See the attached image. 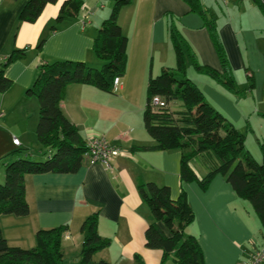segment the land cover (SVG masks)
I'll return each mask as SVG.
<instances>
[{"label": "crops", "instance_id": "1", "mask_svg": "<svg viewBox=\"0 0 264 264\" xmlns=\"http://www.w3.org/2000/svg\"><path fill=\"white\" fill-rule=\"evenodd\" d=\"M28 1L0 0V66L12 52L24 53V57L5 69V76L13 85L0 94V184L5 181V163L18 158L41 161L46 154H51L41 147L35 134L38 101L25 93L36 78L38 66L67 60L101 68L103 62L93 52L94 38L116 0H82L79 18L59 25L55 19L60 2L50 4L36 22H23L17 28L19 13ZM228 2L235 4L238 0L223 2L229 7L227 14L222 17L213 13L212 21L221 19L217 25L214 21V25L218 27L235 82L240 83L236 88L242 93L227 91L218 83V91L209 89L211 98L218 111L224 116L230 114L235 124L241 122L251 129L248 116H257L256 123L263 130L264 27H251L247 21H239L240 14L232 12ZM258 11L263 16L258 12L257 16L264 19V14L260 9ZM166 13L175 18L180 33L198 61L222 72L203 19L191 12L184 1L132 0L118 16V24L128 40L126 72L120 77L118 89L106 93L89 85L73 84L67 87L61 103L63 114L79 129L85 141L102 136L125 155L115 157L108 169L84 160L74 174L26 175L28 215L0 217L2 234L10 246L32 248L37 231L66 226L67 238L62 239L63 262L66 254L71 262L69 252L77 244L81 248L82 223L99 211L98 234L109 239L110 245L95 254V261L138 264L140 260L143 264H174L172 259L162 263V252L145 246V230L152 222V216L138 194V181L169 187L174 200L183 188L194 213V222L185 232L197 240L205 264H236L247 257L253 243L257 246L263 243L264 231L250 204L236 195L223 176L216 175L208 189L202 191L196 183H181L180 151L133 150L134 146L154 144L144 129L142 118L148 77L158 75L162 69L175 68ZM85 17L87 24L82 28L80 22ZM40 41L43 45L38 51L36 47ZM248 75L252 77V88ZM240 98L245 101L243 106ZM14 138L18 139L19 145L13 144ZM191 166L198 177L208 171L200 158L192 160ZM78 260L74 262L78 263Z\"/></svg>", "mask_w": 264, "mask_h": 264}, {"label": "trees", "instance_id": "2", "mask_svg": "<svg viewBox=\"0 0 264 264\" xmlns=\"http://www.w3.org/2000/svg\"><path fill=\"white\" fill-rule=\"evenodd\" d=\"M190 11L200 15L206 25L217 53L222 72L202 65L188 41L180 33L175 18L164 14L168 37L175 56L174 69H162L157 76H149L145 91L143 126L153 139L150 146H134L133 150L180 151L179 177L181 183H196L206 191L216 175L230 184L236 195L247 201L264 231V144L261 145V163L256 162L244 148L245 136L237 131L204 98L200 89L186 78V61L196 72L203 73L220 83L227 91L238 92L233 73L219 37L218 29L208 19L200 0H182ZM264 13L258 0H252ZM60 2L57 25L78 19L83 7L82 0H29L17 19L18 25L34 23L47 5ZM132 0H116L109 16L101 23L94 38L93 52L102 62L100 69L90 68L80 61H54L38 66L36 78L26 95L38 101V122L35 130L38 143L51 154L41 161L18 158L5 163V181L0 184V217H25L29 213L26 201L25 176L40 174H74L83 165L87 151L86 141L79 129L72 124L61 109L69 85L82 84L102 92L111 93L115 77H123L127 65L128 40L118 24L120 11ZM56 30V27H53ZM52 30V31H53ZM43 41L36 49L41 50ZM23 51H14L0 66V94L11 89L13 83L5 76V69ZM248 71L247 69L245 70ZM178 75L182 79H178ZM250 88L252 77L248 75ZM160 98L163 108H153L151 101ZM176 101L179 109L170 111L169 105ZM200 158L208 171L198 177L191 166ZM141 200L148 208L152 222L145 230V246L162 252L161 262L172 259L174 264H205L203 254L195 237L185 230L194 222V213L188 204L187 194L180 188L174 200L170 188L152 182L136 184ZM99 211L89 215L81 225L84 234L78 264H108L95 261L94 256L110 245V240L98 234ZM66 226L39 230L32 248L10 246L0 227V264H62V239ZM138 264H143L138 260Z\"/></svg>", "mask_w": 264, "mask_h": 264}, {"label": "rangeland", "instance_id": "3", "mask_svg": "<svg viewBox=\"0 0 264 264\" xmlns=\"http://www.w3.org/2000/svg\"><path fill=\"white\" fill-rule=\"evenodd\" d=\"M201 1L204 2V3H202V6H203L202 8L206 11V16L208 19L212 20L214 18L213 13L220 14L221 16H222V14L223 15L227 14L226 10L229 7L224 5L222 0H201ZM240 3H241V0H238V2L235 4L228 2L229 6H232V7H230L232 9V12L236 11L240 14L241 17H239V21L245 20L248 22L247 25L249 24L251 27H254L255 25H260V27H264L263 26V20L264 19H262V17L257 16L258 14H261L258 11L259 7L256 8L254 5V2L252 0H245L242 4H240ZM233 6H236V8H234ZM231 9H230V11H231ZM252 12H253V14H252ZM257 12H258V14H257ZM254 14H256V15H254ZM261 16H263V15L261 14ZM222 17H224V16H222ZM219 20H221V19H218V21L214 20V21H216V25H217V23H219ZM214 21H213V23H214ZM216 28L218 29L217 26H216ZM90 68L100 69V68H95L92 66ZM232 73H233V70H232ZM185 76H186V78L190 79L200 89V91L204 95L205 101L214 110H216L218 113H220L217 109L215 101L211 98V94H210L211 92L209 90V89H214V90L218 91V89H217L218 86L216 85V84H218V82H215L213 79L211 80L210 77H208L207 75H205L203 73L196 72L188 61H186ZM178 77H179L178 79H182V77L180 75H178ZM233 77H234V75H233ZM237 83H236V87L239 88L240 83H238V84ZM244 102L245 101L243 99H241L240 104H242V106H243ZM179 106H180L179 102L173 101L170 103L169 109H170V111L175 112L176 110L179 109ZM222 106L224 107V104ZM221 115L237 131H239L240 133H242L245 136V142H244L245 150L247 152H249V154L252 156V158L256 162L261 163L262 153H261L260 147L262 144H264V129L262 130L261 128H259V125L256 123V120H257V118L259 119V117L254 116V117L250 118L248 116V119L250 120L251 126H252V128L249 129V128L245 127V125L242 124L241 122L239 124H238V122H237V124H235V120H233V118H231L230 114H226V116H224L223 114H221ZM232 117H234V116H232ZM245 128H247V129H245ZM196 162H199V161H196ZM194 165L196 166L195 163H194ZM197 168H199V167H197ZM74 244L76 245V242H74ZM77 248H78V250H77ZM79 250H80V246H78V244H77L75 246V248L69 252V255H71V257H72L71 262L69 261L68 254H66V258L62 264H78V263L74 262V260L80 258V251Z\"/></svg>", "mask_w": 264, "mask_h": 264}, {"label": "built area", "instance_id": "4", "mask_svg": "<svg viewBox=\"0 0 264 264\" xmlns=\"http://www.w3.org/2000/svg\"><path fill=\"white\" fill-rule=\"evenodd\" d=\"M226 3L227 0H222ZM264 7V0H258ZM87 18L81 20V27L84 28L87 24ZM120 85V77H115L112 84V91H116ZM151 106L153 108H163L165 104L160 98L154 97L151 101ZM14 145H19L18 139H13ZM87 151L84 154V160L90 164L94 165L99 163L106 167L107 169L111 166V161L118 156L125 155L123 151L112 146L104 137L95 136L90 137L86 140ZM67 238V235H64ZM253 243V242H252ZM236 264H264V241L260 246L255 243L251 245V250L247 257L243 260L237 262Z\"/></svg>", "mask_w": 264, "mask_h": 264}]
</instances>
